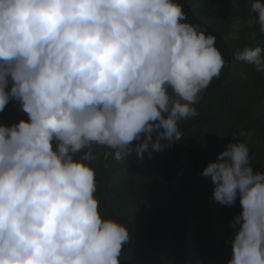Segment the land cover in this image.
Returning <instances> with one entry per match:
<instances>
[{
  "label": "clouds",
  "instance_id": "9594fccd",
  "mask_svg": "<svg viewBox=\"0 0 264 264\" xmlns=\"http://www.w3.org/2000/svg\"><path fill=\"white\" fill-rule=\"evenodd\" d=\"M185 20L175 0H0V112L27 114L0 123V264H120L130 234L102 218L85 162L94 145L119 162L181 141L224 67L215 36ZM248 23L264 34L262 0ZM234 55L264 73L261 47ZM250 163L229 143L201 172L211 199L242 209L227 264H264V173Z\"/></svg>",
  "mask_w": 264,
  "mask_h": 264
},
{
  "label": "trees",
  "instance_id": "16d2710c",
  "mask_svg": "<svg viewBox=\"0 0 264 264\" xmlns=\"http://www.w3.org/2000/svg\"><path fill=\"white\" fill-rule=\"evenodd\" d=\"M175 2L184 22L215 36L224 67L193 105L197 115L178 122L181 141L119 162L105 158L111 149L93 146L94 159L85 163L95 171L100 214L124 225L131 237L120 264H227L231 225L242 209L239 199L232 206L211 199L213 184L201 172L229 143L243 142L254 172L264 173V73L234 55L244 46L264 50L259 25L248 23L253 0ZM22 119L27 114L17 101L0 112L5 125Z\"/></svg>",
  "mask_w": 264,
  "mask_h": 264
}]
</instances>
